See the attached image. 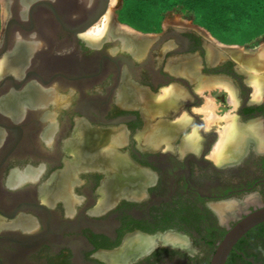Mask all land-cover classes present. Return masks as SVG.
Instances as JSON below:
<instances>
[{"label":"flooded vegetation","instance_id":"obj_1","mask_svg":"<svg viewBox=\"0 0 264 264\" xmlns=\"http://www.w3.org/2000/svg\"><path fill=\"white\" fill-rule=\"evenodd\" d=\"M82 6L59 5V18ZM127 31L135 51L45 29L50 58L40 83L56 82L65 98L56 124L41 117L43 100L32 104L27 94L52 85L22 82L36 78V40L27 42L20 74L0 77V264H210L228 228L264 203V81L255 98L249 71L212 55L219 41L201 28ZM227 88L237 128L216 160L221 125L207 126L201 110L211 96L224 116ZM12 94L21 100L16 118ZM25 168L35 178L12 187V174ZM224 264H264V222Z\"/></svg>","mask_w":264,"mask_h":264},{"label":"rangeland","instance_id":"obj_2","mask_svg":"<svg viewBox=\"0 0 264 264\" xmlns=\"http://www.w3.org/2000/svg\"><path fill=\"white\" fill-rule=\"evenodd\" d=\"M6 16L3 1L0 0V38ZM111 19L116 23L115 29L118 32H122L121 26L136 32H152L167 25H176L201 28L219 42L240 45L249 52L264 45V0H116L111 7ZM95 26L94 23L91 27ZM239 62L253 73L250 75L251 83L254 80L264 81V62L256 63L255 70L249 67L250 63ZM207 97L203 105L206 104ZM213 102V111L219 114V106H216L214 100ZM230 103L224 116L216 114L219 118L232 114L235 105ZM223 122L226 123L224 119L215 120L213 124H220L222 127L225 124Z\"/></svg>","mask_w":264,"mask_h":264},{"label":"bare ground","instance_id":"obj_3","mask_svg":"<svg viewBox=\"0 0 264 264\" xmlns=\"http://www.w3.org/2000/svg\"><path fill=\"white\" fill-rule=\"evenodd\" d=\"M21 1L27 2V0H10V2L13 3L14 9L17 12L18 16H20L22 19H24L26 16L27 7L29 6L30 3L34 2V0L29 1L27 3V6L24 9H22V7H21L22 6ZM92 1H94V0H75V3H78V4L83 3L84 7L85 6L89 7L92 4ZM115 1L116 0H109V5L107 8V11L96 21L97 23L95 22L96 26L94 28L91 27L94 24L93 23L85 31H82V32L79 31L80 37H82L86 41V43H88L89 46L97 43L98 41L104 40V39H106V40L107 39L108 40H117L120 44L121 49L125 48L127 46L128 47L127 50L132 51L133 47L128 43V41H134V43L136 44L137 43L136 40H134V39L132 40L131 38H133V37L128 36V35L125 37H123V36L121 37L120 35L124 34V33L118 32L115 29L116 23L111 19V7L113 6ZM77 7H78V5H77ZM21 9L23 10L22 13L20 11ZM110 25H111V28L109 29ZM79 32H77L75 35H78ZM43 34H45V33H43ZM41 37L42 36H40L38 33L34 32V31L29 33V34H25V35L20 34V33L13 34L12 35V40H13L12 44L10 45V48L8 49V51L2 57L7 55L9 52H11V51L12 52L10 54H8V56L6 58H4V60H1L2 57L0 58V75L5 74L9 71H13L17 75L20 74V68L22 69L23 63L25 60H27L28 55H29L30 44H28L27 42L34 41V40H36V41L39 40V42L35 41V43H34L35 44L34 46L38 50L36 51L33 59L31 60L30 66L32 65V66L37 68V67H39V66L41 67L43 65L42 68L45 69V66H44L45 61H46V59L50 58V56L47 55L46 48H45V45L43 44L44 42L42 41ZM143 42L144 43L141 45L145 44L148 48V45H149L148 41H143ZM95 45L97 46V44H95ZM133 51H135V50L133 49ZM210 51L212 52V55L218 56V53L214 50V48L210 47ZM245 52H243L244 55L240 54L236 58H238V61L241 60V61H246V62L250 63L251 65H249V67L251 69L255 70L257 68L255 66L256 63L261 64L264 62V45L261 46L259 49L255 50L254 52H249L248 50H245ZM247 57H249V58H247ZM14 62H16V63L14 64ZM242 64H243V62H242ZM28 67L29 66H27L26 68H28ZM26 68H25V70H26ZM241 68H242V70H247L246 68H244V66H241ZM248 71L249 70H247V72ZM252 74L253 73L250 70L249 75H252ZM30 79H34L37 82V84L39 85V87H47V86H50V85L56 83L54 81H51V84H49V85H42V83H40V81H38L36 78H33L29 74L22 82H27ZM252 83L254 86L253 96L255 98H259V96L261 94L260 93V86H259L260 81L258 82V80H254V81H252ZM36 89H37V87L35 88V91L33 89H31V90L28 89L27 90L28 97H31V99L33 98V100L31 101L32 104L33 103L35 104L37 102H41L43 100L42 101L43 104L45 103L48 106L49 111L42 112L41 117L43 119L48 117V121L56 124L57 123V121H56L57 112L59 110H61L62 107L65 106L64 94L62 95V92H60L58 90V87H56L55 85H52V87L47 89V90L42 89V91H38ZM226 90H228V92H229V94H228L229 95V97H228L229 101L232 102L233 105L236 106V99H235L233 92L229 88H227ZM167 92L168 91H166V90L164 91L165 94H167ZM163 97H165V96H163ZM163 97H161V98H163ZM11 98L12 99H10L8 101V102H12V105H13V110L10 111V113L14 118H16L21 113V112H19L21 100H17L18 96L17 95L15 96L13 94H12ZM0 108L3 109V105H1V102H0ZM10 108L11 107L9 106V109ZM214 108H215V104H214L213 100L208 96L207 100H206V104L203 105V108L201 110V111H203V113L205 115L206 125L210 126L211 124H213L215 122V120L221 121V119H224L226 121V123L223 122L225 124L222 127H220V129H219V139H218L216 145L214 146L213 153H212L213 158H215L217 160L218 157L221 154H223L225 149L229 148V146L233 140V137H234L235 129L237 127L235 128L234 116H232V114L228 113L229 115L225 116L224 118H219L215 114V112L213 111ZM6 109L8 110V108H6ZM33 173H35V171L31 168H25L23 170H18L15 174H12V177H11L12 180H10V182H13L11 184L12 187L22 185L25 181L27 182L29 180H33L35 178V174H33ZM1 222L2 221L0 220V225H1ZM4 224H6V223H4Z\"/></svg>","mask_w":264,"mask_h":264},{"label":"water","instance_id":"obj_4","mask_svg":"<svg viewBox=\"0 0 264 264\" xmlns=\"http://www.w3.org/2000/svg\"><path fill=\"white\" fill-rule=\"evenodd\" d=\"M2 1L7 16L5 17L4 29L0 38V58L10 48L13 41L12 35L15 33L25 35L34 31L42 36L41 38L45 45V38L47 37V34H43L46 33L45 29H52L53 31L61 28L68 32H72V34L75 35L79 31H85L95 23L107 11L109 5V0H94L95 2L92 1V4L89 7H84V4L82 3L83 6L79 10H76L77 12L74 13V17L63 20L59 18V14L64 11L63 9H58V6L65 4L70 7L71 4H75V0H34V2L30 3L27 7L26 16L22 19L18 16L13 3L10 2V0ZM54 4H57V7H55ZM67 13H72L69 8ZM55 17L56 19H54ZM50 23L52 24L50 25ZM124 31L125 30H122V32L128 36L135 34L133 32ZM211 46L218 53L219 58L232 56L238 61L236 57L240 54L244 55L243 52H245L243 46L240 45L212 42ZM213 59L216 58L213 56L211 60ZM42 67L43 65L37 67L35 71L34 76L38 79L43 77L44 69ZM27 76H25V78ZM248 77L250 78L249 73ZM9 80L13 82V76H11ZM38 81H41V79ZM14 86H17L15 82ZM124 120V118H121L116 120V122ZM261 222H264V203H258V205L252 210L244 211L243 215L237 218L234 225L228 228L227 232L216 245L210 264H224L230 249L236 241L243 236L247 230Z\"/></svg>","mask_w":264,"mask_h":264}]
</instances>
